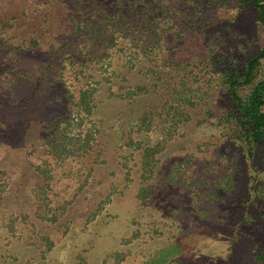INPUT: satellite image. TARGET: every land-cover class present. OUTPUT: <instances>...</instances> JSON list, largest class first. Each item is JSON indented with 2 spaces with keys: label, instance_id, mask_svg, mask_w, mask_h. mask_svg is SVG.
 Masks as SVG:
<instances>
[{
  "label": "rangeland",
  "instance_id": "1",
  "mask_svg": "<svg viewBox=\"0 0 264 264\" xmlns=\"http://www.w3.org/2000/svg\"><path fill=\"white\" fill-rule=\"evenodd\" d=\"M64 1L0 0V264H257L251 240L244 238L251 231L235 227L240 188L251 184L245 175L255 170L235 164L229 179L238 149L220 145L215 129L178 128L161 108L155 126L137 133L155 143L156 161L142 168L138 150L128 145L134 132L125 127L142 103H104L98 113L106 131L75 111L66 127L64 121L56 126L67 111L66 90L79 84L72 66L41 90L31 79L13 87L22 63L30 67L47 55L44 48L21 51L15 45L35 38L56 49L64 34ZM235 12L239 37L255 35L252 13ZM91 52L89 57L108 53L90 66L95 75L110 74L113 50L96 46ZM116 81L105 86L116 87ZM142 101L148 104V98ZM17 120L30 123L20 130L27 132L24 140L9 135L19 131ZM46 121L54 124L40 131Z\"/></svg>",
  "mask_w": 264,
  "mask_h": 264
},
{
  "label": "trees",
  "instance_id": "2",
  "mask_svg": "<svg viewBox=\"0 0 264 264\" xmlns=\"http://www.w3.org/2000/svg\"><path fill=\"white\" fill-rule=\"evenodd\" d=\"M106 1H64V34L55 41L56 49L40 46L35 38L26 45H15L21 51L44 48L47 55L30 67L22 63L14 71L13 87L31 79L41 90L60 82L64 66H72L79 84L73 91L66 90L67 111L56 126L64 121L66 127L75 111L82 118L92 116L97 131H106L105 119L98 113L104 103H142L139 115L125 126L134 132L128 135V145L138 150L136 160L142 168L156 161L155 143L141 141L137 133L155 126L154 113L158 115L161 108L178 128L189 123L193 131L205 126L215 129L213 136L220 145L238 149V161L227 168L229 179L235 164L247 163L255 170L245 175L244 181L253 179L251 184L240 188L244 195L238 203L235 227L251 231L244 236L251 240L250 255L257 264H264V0ZM237 9L252 13L255 35L239 37ZM96 46L112 49L116 55L110 74L93 73L97 68L90 66L92 59L108 56L97 52L89 57ZM115 80L116 87L105 86ZM143 98H148L147 105ZM41 123L40 131L54 124ZM29 125L17 120L19 131L9 135L24 140L27 132L20 130ZM66 144L61 143L64 152L68 151ZM215 188L210 191L216 193ZM223 188L227 196L231 189ZM232 203L236 201L228 204Z\"/></svg>",
  "mask_w": 264,
  "mask_h": 264
}]
</instances>
